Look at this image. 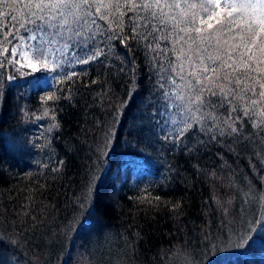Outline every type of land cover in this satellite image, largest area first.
<instances>
[{"label": "trees", "instance_id": "1", "mask_svg": "<svg viewBox=\"0 0 264 264\" xmlns=\"http://www.w3.org/2000/svg\"><path fill=\"white\" fill-rule=\"evenodd\" d=\"M8 12L0 14V36L16 24L17 12ZM114 43L122 59L134 55L138 87L115 56L108 70L78 66L88 75L67 82L72 99L44 71L0 69V264L7 257L17 264H264V201L257 199L264 164L255 155L264 151V133L248 123L249 139L217 142L209 139L216 129L206 135L197 124L180 147L165 143L166 125L157 122L171 113L149 67L153 54L129 41L130 55ZM50 93L59 98L44 103ZM51 109L59 130H49ZM109 128L113 140L101 157ZM58 160L65 163L57 173Z\"/></svg>", "mask_w": 264, "mask_h": 264}, {"label": "snow or ice", "instance_id": "2", "mask_svg": "<svg viewBox=\"0 0 264 264\" xmlns=\"http://www.w3.org/2000/svg\"><path fill=\"white\" fill-rule=\"evenodd\" d=\"M0 9L5 10L0 13L5 16L9 9L17 12L11 17L16 24L0 36V55L11 51L10 57L0 60V69L11 65L24 75L44 71L58 84H65L63 98L72 99L74 89L67 82L88 75L87 68L77 71L78 66L97 64L108 70L113 67L108 61L115 56L125 64L118 71L132 76L138 87L132 41L153 54L149 67L155 69L163 107L171 113L165 121L157 122L166 125L160 130L165 143L180 147L185 134L197 124L206 135L216 129L209 139L217 142L231 137L234 144H240L249 139L245 132L248 123L264 133V0H0ZM128 13H133L128 17L132 24L125 31L123 21ZM101 20L108 28L99 23ZM169 40L171 48L167 43L161 46ZM116 41L133 55L131 61L119 56ZM169 53L175 56L174 61ZM161 54L165 63L160 62ZM58 98L50 93L43 102ZM21 113L27 115L24 109ZM51 113L49 130H59L55 109ZM49 114L46 111L44 116ZM112 140L109 128L104 147L99 149L101 157L107 155L104 148ZM185 149L189 153L194 150L187 145ZM255 155L264 164V151ZM64 163L56 161L51 170L58 173ZM252 167L255 169L254 164ZM257 199L264 201V196ZM224 211L227 214L228 209ZM261 223L264 226V221Z\"/></svg>", "mask_w": 264, "mask_h": 264}, {"label": "rangeland", "instance_id": "3", "mask_svg": "<svg viewBox=\"0 0 264 264\" xmlns=\"http://www.w3.org/2000/svg\"><path fill=\"white\" fill-rule=\"evenodd\" d=\"M51 82H52V80H51V81L49 80V84H50ZM4 260H6V262H7L6 264H8V262H9V264H17V263H14V262H15V261H14V260H15L14 257H10V258L7 257V258H5ZM16 262H17V261H16Z\"/></svg>", "mask_w": 264, "mask_h": 264}]
</instances>
